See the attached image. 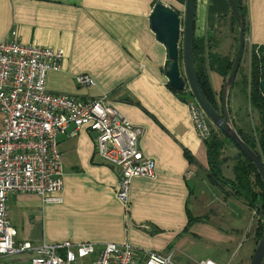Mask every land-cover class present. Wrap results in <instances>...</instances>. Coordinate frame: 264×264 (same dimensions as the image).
<instances>
[{
    "label": "crops",
    "instance_id": "obj_1",
    "mask_svg": "<svg viewBox=\"0 0 264 264\" xmlns=\"http://www.w3.org/2000/svg\"><path fill=\"white\" fill-rule=\"evenodd\" d=\"M156 2L176 10L181 5L177 0H0V41L16 30L24 44L63 50L61 68L48 72V89L81 99L109 95L116 108L144 128L140 146L156 164L154 178L133 179L126 208L117 197L118 172L99 156L96 134L83 126L70 135V126L58 143L64 171L62 202H45L29 192L8 197V216L17 229V242L127 243L140 252L172 254L180 264L183 249L193 241L191 236L200 237V222L188 232L185 229L188 211L198 216L191 200L199 199L201 185L210 182L207 148L192 123L188 104L167 85V48L150 21ZM244 3L245 50L229 107L237 125L252 126V117L259 114L250 105V88L244 80L251 76L253 52L264 45V0ZM230 12L229 0H196L194 36L233 58L238 42ZM222 15L226 17L221 25ZM79 74L90 75L95 85H78ZM187 153L196 162L190 163ZM192 180L199 183L197 192ZM32 255L3 256L0 264H31Z\"/></svg>",
    "mask_w": 264,
    "mask_h": 264
},
{
    "label": "built area",
    "instance_id": "obj_2",
    "mask_svg": "<svg viewBox=\"0 0 264 264\" xmlns=\"http://www.w3.org/2000/svg\"><path fill=\"white\" fill-rule=\"evenodd\" d=\"M63 56L61 49L22 43L16 30L0 41V257L31 252V264H176L172 254L140 252L127 243L17 242V229L8 216V197L29 192L45 202H62L64 171L58 143L70 126V135L83 126L96 134L99 156L118 172L117 197L124 207L128 208L134 178L156 176L154 159L140 146L144 128L116 108L109 95L81 99L48 89V72L61 68ZM76 82L95 85L88 74L77 75ZM187 104L198 136L208 139L214 124L197 101ZM198 264L219 263L207 258Z\"/></svg>",
    "mask_w": 264,
    "mask_h": 264
},
{
    "label": "trees",
    "instance_id": "obj_3",
    "mask_svg": "<svg viewBox=\"0 0 264 264\" xmlns=\"http://www.w3.org/2000/svg\"><path fill=\"white\" fill-rule=\"evenodd\" d=\"M180 4H185L186 0H177ZM240 8L241 14L244 16L245 20V31H246V15L247 8L245 6L244 0H236ZM157 3V2H156ZM178 10V9H177ZM179 11V10H178ZM180 12V11H179ZM225 15L220 16V21L225 18ZM231 21L233 24V29L237 35V42L239 40V28L237 21L235 20L232 10L230 12ZM210 46V47H209ZM211 48V50H210ZM238 48V47H237ZM237 51V50H236ZM182 57L180 51V58ZM193 57L196 74L199 83L202 87L207 98L213 104V106L222 113V89L220 94L214 90L211 84L209 76V65L210 69L218 72L225 79L229 74L234 57L224 56L213 50L212 45L206 42L205 38H196L194 36L193 42ZM169 61V60H168ZM168 63L164 71L167 69ZM240 69V68H239ZM264 77V50L262 46L259 51L253 52L252 55V68L250 78L246 77L244 80V86H249V98L250 105L255 109L260 116V125L255 131H247L246 127H241L237 125L234 121L236 129L240 136L246 141L259 155L262 159V152H264V95L261 90V80ZM236 82V81H235ZM234 82V83H235ZM168 87L172 89L178 97L185 103L190 100L195 101V98L190 90V87H186L183 90H176L173 88L169 82H167ZM139 104L137 101H134ZM251 126V125H250ZM249 128V127H248ZM207 148L208 164L209 168L206 170L207 178L213 185H220L222 187H228L229 189L225 191L226 196H234L237 198H243L247 205L255 209L260 214V207L264 208V184L259 175L255 165L246 157V155L241 151V149L230 139L220 128L213 126L212 134L208 139L204 140ZM227 144H232L238 148L239 152L234 155L235 163L233 165V178H229L224 173L223 164L224 161L228 160V157L224 156V149ZM190 163L196 162L194 157L187 153ZM193 194V189H191ZM203 218L194 216L188 211V223L185 231L188 232L190 227L195 222L202 221ZM260 227L258 230L259 238L263 231V222L259 217Z\"/></svg>",
    "mask_w": 264,
    "mask_h": 264
},
{
    "label": "water",
    "instance_id": "obj_4",
    "mask_svg": "<svg viewBox=\"0 0 264 264\" xmlns=\"http://www.w3.org/2000/svg\"><path fill=\"white\" fill-rule=\"evenodd\" d=\"M232 14L239 28L238 48L229 74L222 86V113L219 112L205 95L199 83L193 57V42L196 17V0H186L184 15L173 7L157 2L150 14L153 31L158 40L167 48L168 65L166 77L169 84L176 90H183L186 85L212 123L220 128L241 149L246 157L255 165L264 184V164L256 151L240 136L233 121L229 107L231 88L237 77L245 50V20L236 0H229ZM264 50V45H262ZM180 51L183 60L184 73L180 67ZM261 90L264 95V77L261 80ZM259 217L263 222V231L258 240L254 254L249 264H260L264 256V208L260 207Z\"/></svg>",
    "mask_w": 264,
    "mask_h": 264
},
{
    "label": "rangeland",
    "instance_id": "obj_5",
    "mask_svg": "<svg viewBox=\"0 0 264 264\" xmlns=\"http://www.w3.org/2000/svg\"><path fill=\"white\" fill-rule=\"evenodd\" d=\"M178 9L184 15L185 4L179 5ZM223 21L224 18L220 21L221 25ZM220 36L222 37V35ZM180 67L185 75L182 57L180 58ZM209 76L212 87L217 90L219 95L222 85L221 75L216 71L209 70ZM1 117L0 112V120ZM251 121L252 126L248 123L241 124V122L240 125L246 127L247 131L251 129L253 131L259 127L260 118L257 113ZM238 152V148L232 144H227L224 149V156L229 159L224 161L223 168L225 175L229 178L234 177V155ZM192 186L195 187V192H197L199 183L192 180ZM201 186L199 199L191 200L192 207L198 213L196 217L203 218L200 221L201 228H198L200 237L191 236L193 245L190 243L183 249L184 254L180 255V264L188 262L193 264L207 257L217 260L219 264H249L260 239L258 235L261 225L259 213L250 208L243 198L226 196L225 191L229 189L228 187L212 185L210 182Z\"/></svg>",
    "mask_w": 264,
    "mask_h": 264
}]
</instances>
